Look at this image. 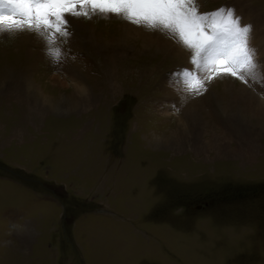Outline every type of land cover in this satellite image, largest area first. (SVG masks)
Masks as SVG:
<instances>
[{
  "label": "rangeland",
  "instance_id": "rangeland-1",
  "mask_svg": "<svg viewBox=\"0 0 264 264\" xmlns=\"http://www.w3.org/2000/svg\"><path fill=\"white\" fill-rule=\"evenodd\" d=\"M196 6L253 25L258 78L91 9L0 33V264H264V0Z\"/></svg>",
  "mask_w": 264,
  "mask_h": 264
},
{
  "label": "snow or ice",
  "instance_id": "snow-or-ice-1",
  "mask_svg": "<svg viewBox=\"0 0 264 264\" xmlns=\"http://www.w3.org/2000/svg\"><path fill=\"white\" fill-rule=\"evenodd\" d=\"M89 9L93 13L124 15L132 24L176 34L184 46L193 50L194 66L211 68L215 75H208L209 82L230 76L247 85L250 78H258L254 75L259 68L257 49L251 44L253 25L242 26V17L232 7L201 15L196 0H0V33L44 30L54 43L57 34L70 35L67 16L90 18ZM52 54L58 59L59 49ZM179 75L189 87L199 85L207 91L191 71L183 70Z\"/></svg>",
  "mask_w": 264,
  "mask_h": 264
},
{
  "label": "bare ground",
  "instance_id": "bare-ground-1",
  "mask_svg": "<svg viewBox=\"0 0 264 264\" xmlns=\"http://www.w3.org/2000/svg\"><path fill=\"white\" fill-rule=\"evenodd\" d=\"M1 60H2V59H1ZM2 61H3V60H2ZM3 64H6V63H3ZM7 66H8V65H7ZM2 67L5 68V65H2V64H1V66H0V69H1V70H2ZM7 70H8V69H7ZM7 70H6V71H3V70L0 71V75H1V76H5ZM1 76H0V77H1ZM28 83H29V82H28ZM31 87H32V86H31ZM32 88H33V87H32ZM34 90H35V89H34ZM29 91H30V90H29ZM31 93H32V92H31ZM35 95H37V94H35ZM38 96H39V95H38ZM42 96H43V95H42ZM43 97H44V96H43ZM45 98H46V97H45ZM45 98H44V99H45ZM45 100H47V102H49V100H48L47 98H46ZM71 100H72V99H71ZM72 102H74V100L71 101L70 103H72ZM74 103H76V102H74ZM74 103H73V104H74ZM21 104H22V103H21ZM241 109H242V108H241ZM257 114H259L258 117H259L260 121H263V119H264V118H263V117H264V112H263V111H261V112L258 111ZM255 115H256V114H255ZM255 115H254V116H255ZM261 115L263 116L262 118H261ZM20 133H21V132H20ZM221 135H222V134H221ZM16 137H17V136H16ZM169 140H170V139H169ZM213 146H216V144L214 143Z\"/></svg>",
  "mask_w": 264,
  "mask_h": 264
}]
</instances>
